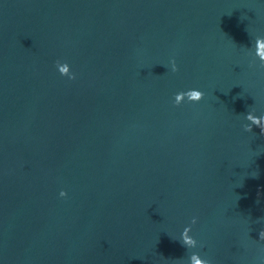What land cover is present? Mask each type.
<instances>
[{
  "label": "water",
  "instance_id": "95a60500",
  "mask_svg": "<svg viewBox=\"0 0 264 264\" xmlns=\"http://www.w3.org/2000/svg\"><path fill=\"white\" fill-rule=\"evenodd\" d=\"M257 41L264 0H0V264H264Z\"/></svg>",
  "mask_w": 264,
  "mask_h": 264
},
{
  "label": "clouds",
  "instance_id": "9594fccd",
  "mask_svg": "<svg viewBox=\"0 0 264 264\" xmlns=\"http://www.w3.org/2000/svg\"><path fill=\"white\" fill-rule=\"evenodd\" d=\"M261 45H264V41H257V46H258V54L261 56V59L264 60V48L261 47ZM172 70L173 71H179V68L176 64V61L173 59L172 60ZM204 92L201 90H196V89H191L188 91H182L178 94H176V102L175 104L177 106L180 105V100L183 97H187L190 102L194 101L196 103L200 102L202 99H204ZM247 119L251 121L250 124L245 125L244 128L246 131L251 132L252 131V126L255 125L257 127L261 128V134H264V125H261V119H264L262 117L254 116L251 112L247 114ZM196 218H194L195 221ZM260 238L264 239V231L260 233ZM184 243L185 244H194V241L189 238L187 235L184 237ZM194 264H201L200 261H198L195 257L193 258Z\"/></svg>",
  "mask_w": 264,
  "mask_h": 264
}]
</instances>
